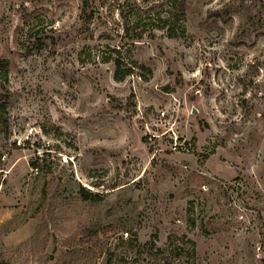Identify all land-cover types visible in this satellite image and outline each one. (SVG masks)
<instances>
[{
    "label": "rangeland",
    "instance_id": "374dc122",
    "mask_svg": "<svg viewBox=\"0 0 264 264\" xmlns=\"http://www.w3.org/2000/svg\"><path fill=\"white\" fill-rule=\"evenodd\" d=\"M84 1L0 0V264H264V0Z\"/></svg>",
    "mask_w": 264,
    "mask_h": 264
},
{
    "label": "trees",
    "instance_id": "16d2710c",
    "mask_svg": "<svg viewBox=\"0 0 264 264\" xmlns=\"http://www.w3.org/2000/svg\"><path fill=\"white\" fill-rule=\"evenodd\" d=\"M87 3H88L87 0H85L83 3L82 14H83L84 20H87L89 18V16L91 15V14H89V15L87 14V11H86V9L88 7ZM162 28L167 29V33H168L169 37H171V38L179 37L180 32L183 31L182 27H177L176 19L174 18V16L172 14H168V16L162 20ZM112 52L118 53L115 50H113ZM110 61L113 62L114 67H115V70H114V80L115 81L121 82L126 78V76H128L129 74L132 73L130 68L123 69L121 59L118 56L116 58L107 57V58L103 59V62H110ZM8 75H9V66H8L7 61L0 60V86L1 87H4V85H6V83L8 82ZM0 109H1V107H0ZM83 199L86 200V199H88V197L83 195ZM137 247H138V249H140V248L152 249V243H146L144 245L138 244ZM189 253H190L189 256L194 255V250L193 249L190 250ZM171 254L174 258L179 260L182 258V255L184 253L181 252L178 248L177 249L175 248V250H173Z\"/></svg>",
    "mask_w": 264,
    "mask_h": 264
},
{
    "label": "built area",
    "instance_id": "2783aa9c",
    "mask_svg": "<svg viewBox=\"0 0 264 264\" xmlns=\"http://www.w3.org/2000/svg\"><path fill=\"white\" fill-rule=\"evenodd\" d=\"M125 235L127 236V233Z\"/></svg>",
    "mask_w": 264,
    "mask_h": 264
}]
</instances>
